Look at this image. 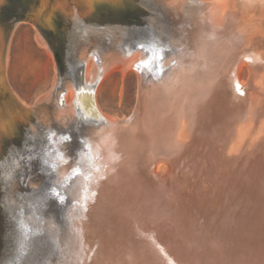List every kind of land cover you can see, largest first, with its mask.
Instances as JSON below:
<instances>
[{
    "label": "water",
    "instance_id": "water-1",
    "mask_svg": "<svg viewBox=\"0 0 264 264\" xmlns=\"http://www.w3.org/2000/svg\"><path fill=\"white\" fill-rule=\"evenodd\" d=\"M8 2L17 16L6 39L0 26V264L20 242L9 214L28 205L41 232L22 241L23 264H264V0ZM19 22L54 68L28 108L5 79ZM128 69L132 113L100 114L99 83L118 70L120 101ZM50 131L71 135L60 148L73 159L46 175ZM82 140L100 167L82 169L87 193L81 177L64 183Z\"/></svg>",
    "mask_w": 264,
    "mask_h": 264
},
{
    "label": "rangeland",
    "instance_id": "rangeland-1",
    "mask_svg": "<svg viewBox=\"0 0 264 264\" xmlns=\"http://www.w3.org/2000/svg\"><path fill=\"white\" fill-rule=\"evenodd\" d=\"M35 33L29 23L16 25L10 38L5 69L8 88L27 108L48 93L54 78L52 59L45 49L37 45ZM120 87L121 75L113 72L103 77L95 91V103L100 114L118 121L128 117L135 106L137 77L133 70L123 76L119 101Z\"/></svg>",
    "mask_w": 264,
    "mask_h": 264
},
{
    "label": "clouds",
    "instance_id": "clouds-1",
    "mask_svg": "<svg viewBox=\"0 0 264 264\" xmlns=\"http://www.w3.org/2000/svg\"><path fill=\"white\" fill-rule=\"evenodd\" d=\"M100 119H103L102 117ZM70 134H62L57 135L55 131H50L47 134L48 144L51 145L50 149L46 150L44 153V159L42 160V165L46 168L50 169L49 173L46 175H52L57 173L58 169L62 166L69 165L72 163V157L66 154V150H61V145H66L71 142ZM84 150H78L77 158L75 160L74 166L71 168V172L69 175L64 177V183L74 177H81L85 184V193H87V183L91 179V173L85 172L82 169L87 167L89 169H93L96 172L100 171V167L96 166L93 162L92 155V144L87 141L82 140ZM28 159H34V157H29ZM17 167H19V162L14 161ZM5 180H11V173L4 176ZM55 189H52V192L55 193ZM63 197L58 201L59 203H63ZM0 207H4L0 205ZM5 210L9 213L8 209ZM38 210L33 205H28V207L20 206L18 210L14 212V214H9L10 218L15 222L17 232L20 236V242L17 243L16 246V254L15 257L8 261L7 264H23L24 258L27 256L26 245L22 241H26L28 239L29 233L34 235H39L41 232V228L37 227L33 229L29 221L35 217L37 220H41V215H37ZM43 216V215H42ZM44 218V217H43Z\"/></svg>",
    "mask_w": 264,
    "mask_h": 264
},
{
    "label": "flooded vegetation",
    "instance_id": "flooded-vegetation-1",
    "mask_svg": "<svg viewBox=\"0 0 264 264\" xmlns=\"http://www.w3.org/2000/svg\"><path fill=\"white\" fill-rule=\"evenodd\" d=\"M17 16L15 11L12 9V5L10 2L3 4L0 6V26L2 27V38L6 39L7 38V32L8 28H10L13 24L14 18ZM66 64L62 62V67L61 70L66 69Z\"/></svg>",
    "mask_w": 264,
    "mask_h": 264
},
{
    "label": "bare ground",
    "instance_id": "bare-ground-1",
    "mask_svg": "<svg viewBox=\"0 0 264 264\" xmlns=\"http://www.w3.org/2000/svg\"><path fill=\"white\" fill-rule=\"evenodd\" d=\"M196 1H199V0H196ZM32 28H33V27H32ZM33 29H34V28H33ZM35 34H36V33H35ZM128 71H131V70H129V69L126 70L125 74H126ZM113 72H116V73H119V74H120V72H119L118 70H112V71H110V72L107 73V74H110V73H113ZM107 74H106V75H107ZM125 74H124V75H125ZM120 75H121V74H120ZM97 109H98V108H97ZM104 116H105V115H104Z\"/></svg>",
    "mask_w": 264,
    "mask_h": 264
}]
</instances>
